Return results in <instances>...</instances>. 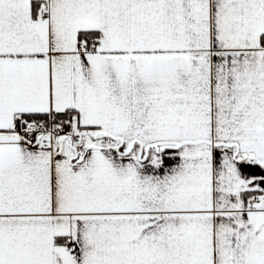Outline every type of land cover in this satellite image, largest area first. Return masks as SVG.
Here are the masks:
<instances>
[{
    "label": "snow or ice",
    "instance_id": "1",
    "mask_svg": "<svg viewBox=\"0 0 264 264\" xmlns=\"http://www.w3.org/2000/svg\"><path fill=\"white\" fill-rule=\"evenodd\" d=\"M0 264H264V0H0Z\"/></svg>",
    "mask_w": 264,
    "mask_h": 264
}]
</instances>
